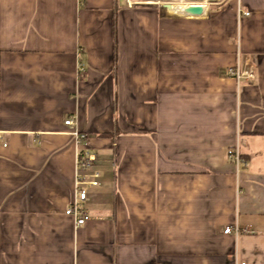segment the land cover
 Instances as JSON below:
<instances>
[{
  "label": "crops",
  "instance_id": "0c3cea01",
  "mask_svg": "<svg viewBox=\"0 0 264 264\" xmlns=\"http://www.w3.org/2000/svg\"><path fill=\"white\" fill-rule=\"evenodd\" d=\"M193 4L0 0V264H264V0Z\"/></svg>",
  "mask_w": 264,
  "mask_h": 264
},
{
  "label": "built area",
  "instance_id": "2783aa9c",
  "mask_svg": "<svg viewBox=\"0 0 264 264\" xmlns=\"http://www.w3.org/2000/svg\"><path fill=\"white\" fill-rule=\"evenodd\" d=\"M248 13V12H244ZM246 65V66H244ZM227 74L233 77L236 80L237 84H241L242 82L250 83L255 77V73L253 70V66L251 63H242L241 58L237 57L236 64L227 68ZM83 75L82 67L78 66V77ZM64 124L66 125H74V121L72 117H68L64 119ZM71 134L74 138L76 146L78 147L76 151V187H75V195L71 206H69L65 212L73 216L75 219V224L80 225L83 224L87 219H89V215L87 212L81 207L80 203L86 199V189L83 186L85 183L90 185H96L98 182L96 178L98 177V173L94 172L92 174V180L85 181L87 174L85 173L86 168L90 165V163L95 159V155L88 150L83 148V143L86 140V134L76 127L71 131ZM82 147V148H81ZM227 155L231 157L236 164L242 162L240 159V155L238 149L229 148L227 149ZM244 162V161H243ZM82 171V174L79 171ZM82 183V186L80 185ZM232 229L231 226H227L224 228V232L228 233ZM235 233L239 231L238 226L234 227ZM240 264H245L244 262H240Z\"/></svg>",
  "mask_w": 264,
  "mask_h": 264
},
{
  "label": "rangeland",
  "instance_id": "374dc122",
  "mask_svg": "<svg viewBox=\"0 0 264 264\" xmlns=\"http://www.w3.org/2000/svg\"><path fill=\"white\" fill-rule=\"evenodd\" d=\"M145 1H150V0H145ZM153 1H162V2H167L168 1L169 3L167 5H186V4H191V3H195V2H204V1L205 2H208V1L216 2V1H219V0H153ZM164 4H166V3H164ZM174 10L179 11V12H181L183 14H188V13L184 12V10L182 8H180V9H175L174 8Z\"/></svg>",
  "mask_w": 264,
  "mask_h": 264
},
{
  "label": "water",
  "instance_id": "95a60500",
  "mask_svg": "<svg viewBox=\"0 0 264 264\" xmlns=\"http://www.w3.org/2000/svg\"><path fill=\"white\" fill-rule=\"evenodd\" d=\"M164 3H166V5H167L169 2L167 1ZM185 11L190 13V14H201L203 11V7L201 6V4L191 3L185 8Z\"/></svg>",
  "mask_w": 264,
  "mask_h": 264
},
{
  "label": "bare ground",
  "instance_id": "6f19581e",
  "mask_svg": "<svg viewBox=\"0 0 264 264\" xmlns=\"http://www.w3.org/2000/svg\"><path fill=\"white\" fill-rule=\"evenodd\" d=\"M203 7V6H202Z\"/></svg>",
  "mask_w": 264,
  "mask_h": 264
}]
</instances>
